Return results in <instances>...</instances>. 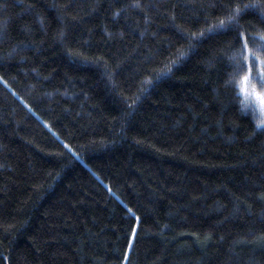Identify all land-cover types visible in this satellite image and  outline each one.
<instances>
[{"label":"trees","instance_id":"16d2710c","mask_svg":"<svg viewBox=\"0 0 264 264\" xmlns=\"http://www.w3.org/2000/svg\"><path fill=\"white\" fill-rule=\"evenodd\" d=\"M261 15L0 0V264H264V124L239 87L261 66L232 59L236 31L264 59Z\"/></svg>","mask_w":264,"mask_h":264},{"label":"snow or ice","instance_id":"6c2138e0","mask_svg":"<svg viewBox=\"0 0 264 264\" xmlns=\"http://www.w3.org/2000/svg\"><path fill=\"white\" fill-rule=\"evenodd\" d=\"M221 6L229 8L225 18L218 20L216 23L209 24L207 29L201 31L198 35H193L194 39L202 40L205 37H219L226 35L230 31H235L239 27L238 20L241 15L249 8L258 7V5L254 4H245L243 7H240L239 5H236L235 7H230L229 5ZM260 19L262 22H264V15H261ZM178 34L181 36V38H183V33ZM235 39L238 43H240L241 48L239 54L232 57L234 71L242 70L245 67V62L251 61L246 64L248 73L251 74L253 70L257 68V65H260L261 67H259V70L256 74L262 81H264V59L252 52L248 45V38L243 32L236 31ZM252 39L255 40L257 37L253 36ZM259 39L261 43L256 45V47L258 49L264 50V34L260 35ZM168 71H171V69H168ZM245 78L247 79V77ZM257 95L261 108L264 109V93H258Z\"/></svg>","mask_w":264,"mask_h":264},{"label":"rangeland","instance_id":"374dc122","mask_svg":"<svg viewBox=\"0 0 264 264\" xmlns=\"http://www.w3.org/2000/svg\"><path fill=\"white\" fill-rule=\"evenodd\" d=\"M239 87L241 93L245 99V102L250 105H254L257 113L259 114L261 123L264 124V109L261 108L258 99V93H264V81L260 79L258 83L250 78H241L239 81Z\"/></svg>","mask_w":264,"mask_h":264}]
</instances>
